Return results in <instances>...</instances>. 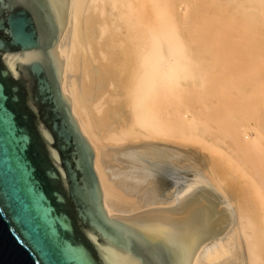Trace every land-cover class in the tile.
<instances>
[{
    "label": "bare ground",
    "instance_id": "1",
    "mask_svg": "<svg viewBox=\"0 0 264 264\" xmlns=\"http://www.w3.org/2000/svg\"><path fill=\"white\" fill-rule=\"evenodd\" d=\"M57 58L108 215L200 195L184 264H264V0H70Z\"/></svg>",
    "mask_w": 264,
    "mask_h": 264
},
{
    "label": "water",
    "instance_id": "2",
    "mask_svg": "<svg viewBox=\"0 0 264 264\" xmlns=\"http://www.w3.org/2000/svg\"><path fill=\"white\" fill-rule=\"evenodd\" d=\"M70 0H0V264H184L202 237L183 214H107L93 151L57 58Z\"/></svg>",
    "mask_w": 264,
    "mask_h": 264
}]
</instances>
